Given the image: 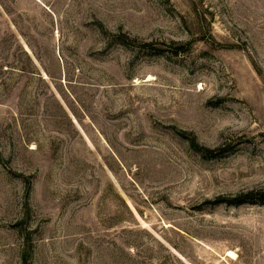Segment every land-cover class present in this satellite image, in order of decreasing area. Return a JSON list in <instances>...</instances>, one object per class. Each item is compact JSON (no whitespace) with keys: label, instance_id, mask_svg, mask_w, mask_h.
Returning a JSON list of instances; mask_svg holds the SVG:
<instances>
[{"label":"rangeland","instance_id":"obj_1","mask_svg":"<svg viewBox=\"0 0 264 264\" xmlns=\"http://www.w3.org/2000/svg\"><path fill=\"white\" fill-rule=\"evenodd\" d=\"M0 264H264V0H0Z\"/></svg>","mask_w":264,"mask_h":264},{"label":"bare ground","instance_id":"obj_2","mask_svg":"<svg viewBox=\"0 0 264 264\" xmlns=\"http://www.w3.org/2000/svg\"><path fill=\"white\" fill-rule=\"evenodd\" d=\"M238 256V255H237ZM228 257L229 258H235L236 257V254L233 252V251H229L228 253Z\"/></svg>","mask_w":264,"mask_h":264},{"label":"trees","instance_id":"obj_3","mask_svg":"<svg viewBox=\"0 0 264 264\" xmlns=\"http://www.w3.org/2000/svg\"><path fill=\"white\" fill-rule=\"evenodd\" d=\"M239 201V200H238ZM241 201V200H240ZM237 203V202H236ZM241 203V202H240Z\"/></svg>","mask_w":264,"mask_h":264}]
</instances>
